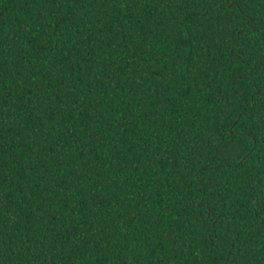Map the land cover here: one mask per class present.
<instances>
[{"label":"trees","instance_id":"trees-1","mask_svg":"<svg viewBox=\"0 0 264 264\" xmlns=\"http://www.w3.org/2000/svg\"><path fill=\"white\" fill-rule=\"evenodd\" d=\"M0 264H264V0H0Z\"/></svg>","mask_w":264,"mask_h":264}]
</instances>
